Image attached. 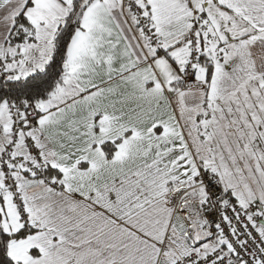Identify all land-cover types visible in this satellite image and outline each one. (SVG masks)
I'll use <instances>...</instances> for the list:
<instances>
[{"label": "snow or ice", "instance_id": "snow-or-ice-1", "mask_svg": "<svg viewBox=\"0 0 264 264\" xmlns=\"http://www.w3.org/2000/svg\"><path fill=\"white\" fill-rule=\"evenodd\" d=\"M0 264H264V0H0Z\"/></svg>", "mask_w": 264, "mask_h": 264}]
</instances>
